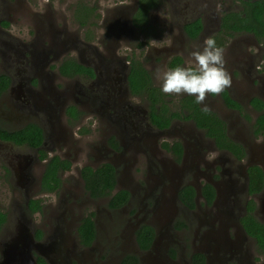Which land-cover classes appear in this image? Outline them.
<instances>
[{
	"label": "flooded vegetation",
	"instance_id": "obj_1",
	"mask_svg": "<svg viewBox=\"0 0 264 264\" xmlns=\"http://www.w3.org/2000/svg\"><path fill=\"white\" fill-rule=\"evenodd\" d=\"M25 1L3 0V15L25 14V18L31 19L33 36L37 39L23 42L6 30L12 25L11 17L2 16L4 20L0 21L1 26L7 23L2 26L4 30H0V46L3 47L0 59L4 61L1 68L4 72L0 76L8 80V87L0 91V107H4L8 116L0 110V125L9 131L34 125L40 129L42 137L37 147L0 141V147L5 150L11 152L13 147H21L26 153L22 156L4 154L6 158L17 160L12 165L8 163L9 170L5 171L23 189L15 188L17 197H21L15 229L18 231L19 222L29 227L34 242L44 243L41 252L52 259V264H97V261L121 264L127 255L135 256L138 264H199L195 256L203 257V264H264V249L258 247L256 237L249 235L242 223V219L253 223L254 219L264 227V132L256 133L255 126L259 116L264 115V44L252 33L232 36L219 33L224 12L215 10H209L206 18L184 21L181 17L177 32V37L189 42H204L208 22L215 28L209 37L214 38L219 47L224 48L237 35L251 37L256 43L257 52L252 57L259 62L250 67L252 70L244 63L240 80H233L231 87L224 91L239 108L230 107L222 96L224 92L215 96L219 100L214 103L215 108L210 109L208 104H211L205 102L207 112L225 124L227 139L241 148L243 156L239 159L230 151L219 149L205 130L191 120L171 117L189 116L186 99L191 101L195 96L185 94L177 103H172L153 83L145 66L152 86L165 95L162 100L166 111L161 109L158 98L152 108L146 96L131 92L130 60L126 54H120V50L126 39L133 38L136 32L142 34L132 20L137 0H133L134 6L120 2L106 9L104 16L96 10L99 17L91 16L84 27L76 17L78 1L68 12L46 7L40 13H33ZM203 2L200 0L199 4ZM233 3L235 9L225 12L237 14L242 10L240 1L233 0ZM198 19L202 29L196 38H191L183 27ZM156 34L151 26L147 35H142ZM261 52L263 57H259ZM240 53L245 56L244 52ZM189 56L175 55L170 61L179 57L181 66H187ZM69 60H75L91 73L62 75L61 67ZM237 89L245 93L241 95ZM198 105L201 109L204 107ZM152 110L157 116L170 118L168 126L158 128L151 121ZM221 116H235V120L230 123L227 117ZM4 119L8 124L22 125L5 127ZM233 126L235 132L231 133ZM176 143L180 145V154L173 148ZM54 157L70 165L68 169L59 166L56 171L60 187L46 191L42 178ZM105 164L114 169V188L110 196L92 198L85 189L82 170L90 168L95 172ZM132 168L135 174H130ZM250 169L252 173H258L255 169L262 172L263 186L257 193H250ZM65 176L70 184H65ZM184 187L193 190L192 207L180 199ZM121 190L129 194L128 202L116 209L109 208L110 197ZM46 195L54 198L47 205ZM30 201L37 202L39 210L30 212ZM250 201L254 209L248 212ZM82 209L89 212L82 215ZM91 214L95 237L90 245L84 246L77 230L82 220ZM8 218L6 214V223ZM36 220L41 222L37 225L39 229L33 232L31 228L36 226ZM6 223L0 231V250L16 234H11L5 242L6 234L2 230ZM144 225L153 229L154 238L150 248L142 251L135 232ZM38 232L40 238L36 237ZM99 241L104 243L103 247H99ZM33 253L36 264L38 258L47 264L35 251ZM93 255L97 261L93 260Z\"/></svg>",
	"mask_w": 264,
	"mask_h": 264
},
{
	"label": "trees",
	"instance_id": "obj_2",
	"mask_svg": "<svg viewBox=\"0 0 264 264\" xmlns=\"http://www.w3.org/2000/svg\"><path fill=\"white\" fill-rule=\"evenodd\" d=\"M138 5L135 13L133 14L132 20L133 25L138 28L142 34L147 35V31L151 28L148 25V12L151 9L156 8L161 0H137ZM241 3L242 10L237 14L233 12H224L221 17L220 30L219 33L226 36H232L237 33H252L255 35L259 42L264 44V0H238ZM96 8L93 6L87 5L83 1H78L76 5V17L78 23L81 27L87 25L88 20L93 16L98 18L99 14L96 13ZM2 26H7V23L3 22ZM184 32L191 38H196L198 33L202 29L200 20L193 21L189 24H185ZM131 70L128 77L129 84L131 87V92L137 95H143L148 98L153 106L158 102L161 103V109L163 112L166 111V104L162 100V97H165L159 89L152 86V80L149 72L144 68V66L137 60L131 59ZM182 60L179 57H173L169 62V68H175L181 66ZM71 74H68V73ZM91 73L88 69L84 68L78 64L75 60H69L65 62L61 67L62 75H73L74 73ZM8 87V80L4 76H0V91H4ZM154 90H157L154 93ZM223 98L229 103L230 107L239 108V106L234 103L224 92L222 94ZM158 98V99H157ZM184 107V106H183ZM186 108L189 112V116H171L175 118H183L187 121H192L198 128L204 129L206 136L215 141L216 146L222 150H228L237 158L243 156L241 148L237 145H234L233 142L227 139L225 135V124L217 116L211 115L210 112L203 111L199 105L195 102V98L186 99ZM151 121L158 127L163 128L168 126L170 118L166 116H157L152 110ZM256 133L264 132V115L259 116L255 122ZM0 141L11 142L14 145L28 144L31 147H37L42 141L41 131L34 125L26 126L22 129L12 131L3 128L0 125ZM115 145V143H114ZM167 148V144L164 145ZM173 148L176 149L175 153L180 154V145L174 144ZM41 153V152H40ZM44 155L41 153V158ZM69 162L60 161L57 157L52 158L47 164V168L42 178V187L46 191H53L60 187V181L56 177V171L58 167L62 169L69 168ZM258 173H252L250 169V184L249 189L250 193H257L261 190L263 186V176L262 172L255 169ZM82 178L85 183V189L89 192L90 197L92 198H103L111 195V191L115 185L114 179V169L112 166L105 164L93 172L90 168L82 170ZM181 201L192 207V197L194 195L193 190L190 187H184L180 191ZM211 199V197L209 198ZM129 200V194L121 190L117 192L114 196L110 197L109 208L116 209L125 205ZM24 207V204H22ZM39 205L35 201H30L28 204V209L30 212H35L39 210ZM254 209V203L249 202L248 212H251ZM250 215V213H248ZM92 214L88 215L82 220V224L79 226L78 238L80 243L84 246H88L94 240L95 237V225L92 220ZM244 221L242 223L245 225V229L249 232V235L255 236L258 241V247L264 249V227L255 222ZM6 223V214L0 211V231L3 225ZM250 225H255L251 227ZM258 226V227H257ZM254 231V232H253ZM40 232L37 233L36 237L40 238ZM136 242L140 250L144 251L150 248L153 238L154 231L149 226H141L136 232ZM196 261H199V264H203V257L195 256ZM38 264H46L42 259H37ZM121 264H138V260L133 255H127L124 257Z\"/></svg>",
	"mask_w": 264,
	"mask_h": 264
},
{
	"label": "rangeland",
	"instance_id": "obj_3",
	"mask_svg": "<svg viewBox=\"0 0 264 264\" xmlns=\"http://www.w3.org/2000/svg\"><path fill=\"white\" fill-rule=\"evenodd\" d=\"M77 1H83L89 6H93L97 9L99 14L101 16H104L106 14V9H112L116 7L120 2H124V4H130V6H134L133 0H49L46 4V0H26V6L28 8H31L33 13H40L43 11V8H57L61 12H68L71 10L72 6ZM169 3L168 0H161L159 3V6L156 9H151L148 12V21L150 23V26H152V29H156L157 34L150 36V37H144L142 34L137 33L133 38L126 39V42L123 43L122 48L120 50V54H126L128 56V59H135L139 61L145 68L150 72L153 83L158 86L159 89H161V83L162 81L157 79L156 69L161 70H167L169 69L168 65L170 62V59L172 56L175 55H181V56H189L191 51H193L195 48L203 46V41L198 40L195 42H189L185 39H182L180 36L177 37V32H179V26L182 24V19H185L184 21H188L190 19H193L195 17H208L209 12L215 10L216 13H222L229 9H235V3H233L230 0H201L204 1L203 5L199 4L200 0H177V2ZM197 3V5L195 4ZM221 5L219 9H217V5ZM45 5V6H44ZM172 6V7H171ZM190 6V7H188ZM4 3L3 0H0V21H3L4 19H1V17H11L12 25L9 26V28H6L13 36L19 37L23 42H27L28 39H37L33 36V30H32V24L31 19H27L25 17V14H16L15 16L10 15H3V9ZM30 10V12H31ZM64 10V11H63ZM210 10V11H209ZM53 11V10H52ZM31 12V14H32ZM131 12V10H129ZM182 17V19H181ZM27 19V20H25ZM18 21L21 23H18ZM178 23V26H177ZM99 29V24L96 30ZM206 34L203 36L204 39L209 37V35H212L213 29H215L211 24L208 22L206 23ZM0 30L2 29V26L0 25ZM39 37V36H38ZM174 39V41H173ZM38 47V46H37ZM239 47V48H238ZM3 47L0 46V49ZM39 48V47H38ZM224 49V58L226 61L225 67L227 71L229 72L231 76V80L238 81L240 80L241 70L242 67L247 65L249 70H252L250 68L253 64L255 65L258 61V58H254L252 56L255 55L257 52L256 49V43L252 40L251 37H248L246 35H237L233 39L229 40L227 44L225 45ZM244 52L245 56L242 57L241 51ZM258 57V56H257ZM259 57H263V52L260 53ZM188 58V57H187ZM243 61H241V60ZM262 61V58L260 59ZM187 61L185 62V65H187ZM253 61V62H251ZM260 61V62H261ZM3 59H0V73L4 72L1 68L3 67ZM264 63V61H263ZM236 65L239 66V68L236 67ZM253 74H251L252 78ZM239 86L241 87V84L239 82ZM239 94L243 95L245 93L242 89L236 90ZM232 95H234V90L231 92ZM185 94L176 96V95H167L169 97V100L172 103H177ZM244 100V99H243ZM208 104V107L210 109L215 108L214 103H219V100L213 96L209 95L208 98L205 101ZM1 104V103H0ZM9 109V108H8ZM0 110L4 113L5 116H8V113H5L4 107H0ZM10 112V110H9ZM215 112H217L215 110ZM221 112V110H219ZM248 114V113H247ZM221 117H227L225 119H228L230 123H233L235 120V116H221ZM253 117V116H250ZM94 123L97 121L94 118ZM4 126L8 128L21 126V124L13 125L11 123L8 124L6 119L3 120ZM94 126V125H93ZM187 126L190 127V124ZM93 128V127H91ZM235 126H233V129L231 130V133H234ZM1 146V145H0ZM7 152H10L8 150H5V148L0 147V210L5 212L7 215H9V218L7 220L6 225L4 226L2 233L6 234L5 236V242L9 239L10 235L16 233L17 230L15 229L16 225V218H18V205H21V197H17V192L15 188L18 190L21 189L16 185V181L12 179V176L10 174L6 175V169L9 170V164L11 165L14 163H17L16 159L6 158L4 154ZM73 153V150L71 151ZM10 154H15L22 156V154H26L23 148H17L13 147L11 149ZM32 154V153H31ZM9 155V154H8ZM7 155V156H8ZM84 160L82 159L79 164H81ZM130 174H135V170H131ZM65 184H70L67 176L64 177ZM69 186V185H67ZM46 205L54 200L53 197L44 196ZM14 212V213H13ZM88 209H82V215H86L88 213ZM41 220H36L35 225L31 229L34 231L38 230L39 227L37 226ZM18 226V225H17ZM1 237V235H0ZM1 240V239H0ZM104 243L102 241H99V247H103ZM98 251L95 250V255H97ZM93 260H96L94 258V255L92 256ZM105 255L101 257L102 261L104 260ZM96 264V263H95ZM97 264L99 262L97 261Z\"/></svg>",
	"mask_w": 264,
	"mask_h": 264
},
{
	"label": "clouds",
	"instance_id": "obj_4",
	"mask_svg": "<svg viewBox=\"0 0 264 264\" xmlns=\"http://www.w3.org/2000/svg\"><path fill=\"white\" fill-rule=\"evenodd\" d=\"M221 5H217L219 9ZM224 49L217 46L214 38L204 40L202 48L191 51L187 66L167 70L156 69L161 80V91L166 95L187 94L195 96V102L204 105L209 95L218 96L231 87L232 80L225 67Z\"/></svg>",
	"mask_w": 264,
	"mask_h": 264
},
{
	"label": "water",
	"instance_id": "obj_5",
	"mask_svg": "<svg viewBox=\"0 0 264 264\" xmlns=\"http://www.w3.org/2000/svg\"><path fill=\"white\" fill-rule=\"evenodd\" d=\"M17 234L4 244L0 250V264H36L34 251L40 255L47 264H52V259L42 254L44 243L34 242L29 233V227L22 222L18 224ZM48 259V260H47Z\"/></svg>",
	"mask_w": 264,
	"mask_h": 264
}]
</instances>
